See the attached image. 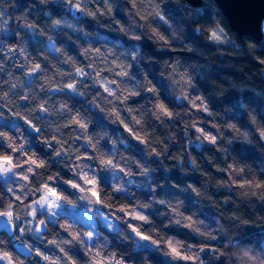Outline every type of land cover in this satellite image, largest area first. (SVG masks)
Wrapping results in <instances>:
<instances>
[{
    "label": "clouds",
    "instance_id": "9594fccd",
    "mask_svg": "<svg viewBox=\"0 0 264 264\" xmlns=\"http://www.w3.org/2000/svg\"><path fill=\"white\" fill-rule=\"evenodd\" d=\"M255 29L217 0H0V264H264Z\"/></svg>",
    "mask_w": 264,
    "mask_h": 264
},
{
    "label": "water",
    "instance_id": "95a60500",
    "mask_svg": "<svg viewBox=\"0 0 264 264\" xmlns=\"http://www.w3.org/2000/svg\"><path fill=\"white\" fill-rule=\"evenodd\" d=\"M232 27L240 34H255L257 16L264 14L251 0H217Z\"/></svg>",
    "mask_w": 264,
    "mask_h": 264
}]
</instances>
